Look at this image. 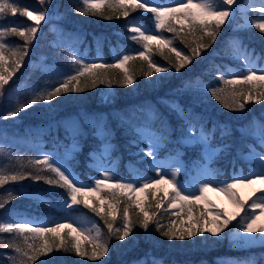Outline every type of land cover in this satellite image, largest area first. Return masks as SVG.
<instances>
[{
  "label": "trees",
  "instance_id": "obj_1",
  "mask_svg": "<svg viewBox=\"0 0 264 264\" xmlns=\"http://www.w3.org/2000/svg\"><path fill=\"white\" fill-rule=\"evenodd\" d=\"M31 1L38 2V0H21V4ZM48 3L50 10H54L59 16L58 24L64 37L81 40V45L88 43L91 47L89 52L93 56L96 52L94 46L96 39L101 43L103 56L101 60L96 61L97 63H115L122 53L134 55L133 50L141 47L136 41L130 39L133 33L129 31V26H131L134 19L140 21L146 28H151L154 24L153 14L142 9L131 12L126 19L123 17L117 18L119 11L113 12L106 5L100 6L99 11L102 15H92L91 11L88 15H84L76 11V9L84 7L80 0H48ZM108 16H112V19H107ZM10 22H18L22 26H27L26 17L20 15L13 17L8 14L5 18L0 19V23L9 24ZM240 22L241 20H239ZM175 27L179 29L181 25L175 23ZM212 30L216 31L214 27ZM159 31L169 39L175 36V33L166 30ZM233 34L239 36L254 52H258L262 57L264 56V33H260L256 28L251 31L241 30L240 28L231 30L230 23L226 22L217 31L216 39L213 42L210 37L200 31H197L195 35H190L188 26L185 24L184 32L174 39L173 45L170 47H176L185 54H190V49L196 47L199 43L208 44L209 47L202 50L199 57L194 58L191 64L186 65L179 72L175 70L177 61L175 53L165 47L163 55H161L160 50L153 47L151 59L157 65L168 66L170 71L159 74L154 72L153 76L145 77L143 72L149 70L148 62L137 58L126 65L127 69L135 76V83L124 86L123 69H99L98 72L101 75L108 77V81L112 84L111 87L108 86V83L99 82L95 87H91L90 79L87 76L81 77L82 85H88L85 91L61 95L55 98L51 104L38 103L26 111H22L19 117L23 119V125L18 127L19 133L15 132L17 128L8 131L12 132L13 135L27 136V130L39 128L43 121L50 123L51 120L47 117L53 116L54 118L51 117V119H55L58 124L57 133L66 145L70 141L71 134L65 129L64 120L73 117L75 114L83 113L86 116H92L89 119L97 120L98 124L104 114L108 113L105 125L111 139L114 141L112 152L117 158L116 176L132 179L136 175L156 177V174L148 169V159L138 160L140 155L135 154L140 146L144 147V143L134 133L132 128L134 123L146 122L166 137L167 143L162 153L168 151V153L176 154L190 164L194 163L196 159L203 160L201 147H187L177 143L178 139L185 137L188 127L187 117L195 126L200 123H204L207 129H211L213 125L216 126L210 142L213 146H219V151L210 160L209 165L211 168H219L224 171V173H217L219 178H228L227 171L231 166V158L236 150L240 149L238 146L242 143V140L240 142L236 141L231 131L221 135L220 128L217 125L224 124L228 129H231V126L234 125H248L254 117H261V114L264 113V100L259 103L255 101L245 102L243 110L237 108L226 109L211 95H204L189 87V84L195 83L199 79L219 83L220 73L218 67L224 69V61L234 63L229 43V37ZM199 37H202V39H198ZM51 39L52 35L49 31L41 26L36 39L29 45V54L25 57L23 66L14 73L12 82L24 81L30 86L42 84L45 72L28 65L29 61L39 54L45 55L49 60L56 59L60 66L63 65L62 58L64 54L52 46ZM6 40L14 42V45L23 43L20 38L15 36L6 37ZM157 43L158 41L152 42L153 45ZM5 55L8 59L9 68H11L14 58L11 56L10 51L6 52ZM56 56L58 57L56 58ZM261 83L260 81H253L252 85H237V89L243 87L247 91L248 88H252L253 94L256 95L258 92L264 91V88L260 87ZM228 87L231 88V86ZM103 93L107 95L108 104H105L102 100ZM240 99L243 101V97H240ZM174 100H177L181 109L186 112V117L180 115L179 110L173 105ZM112 112L115 114L112 115ZM151 113H156L159 118H149ZM82 128H84V132L78 134L81 149L77 154L76 169L85 178V170L90 173L95 172L86 165V160L89 159L88 153L91 150L99 149L101 142L99 136L94 134L96 126H93L91 121L83 122ZM24 130L25 132H23ZM133 140H136V142L133 143ZM29 160L30 154H27L19 161L15 172L23 171L35 174V168L29 164ZM189 166L191 167V165ZM39 167L42 166H36V168ZM43 175L52 176L53 174L44 172ZM182 176L185 175L182 174ZM6 189L13 190V195L18 198L10 200L4 208H0V218H13L16 215L28 214L35 218L42 217L48 224H53L51 222L62 216V213L56 207L40 200L37 195L50 200L56 205L66 199L67 191L64 188L48 185L43 181H33L30 177L21 181H9L8 184L0 186V202H3L7 195ZM104 194L105 198H110L106 191H104ZM145 195L144 206L150 213L156 212V219L165 226L161 231L167 230L173 224V231L178 230L177 226L182 220H188L192 225V221L189 219L190 215L192 220H195L201 214L208 215L207 208L203 205L205 197L191 207V213H189V207L187 206L182 211L179 209L177 213H173L168 209L166 200L163 202L162 207L157 209L155 207L157 200L153 199L152 194L146 191ZM117 197L122 212L125 197L119 192ZM129 203L132 204L129 208L130 215L133 221H136L138 219V209L135 203L131 201ZM213 209L222 212L221 209ZM102 217L103 213L101 216H97L90 209L84 207L83 204H80L74 205L68 210V216L64 223L67 224L74 218L92 219L103 232L104 238L107 239L108 230L104 222L107 217ZM121 223V215L118 214L114 227L119 226ZM231 228L232 225H229L228 229ZM60 234L66 240H70L72 236L68 228H64ZM26 235L30 234L26 233ZM46 235L50 236L51 234ZM0 241L4 244L10 242L22 243V240L16 237L15 234L9 233H0ZM29 242L32 243L33 241L29 240ZM35 243L39 245L41 241ZM81 244L85 251L91 253L92 245L89 241H84ZM12 254H16L13 248L0 246V264H7ZM222 257L254 261L253 264H264V247L240 251L233 249L225 237H213L208 233H205L203 237L196 235L191 239L169 240L156 230L154 223L149 225L147 232L140 228L138 223H134L132 233L122 242L112 237L109 251L97 260H92L88 256H78L74 250L65 252L63 249L57 250L54 248L52 253L40 257L34 264H40L41 260H47L48 264H133L144 258L158 260L162 264H218L216 259Z\"/></svg>",
  "mask_w": 264,
  "mask_h": 264
},
{
  "label": "snow or ice",
  "instance_id": "obj_2",
  "mask_svg": "<svg viewBox=\"0 0 264 264\" xmlns=\"http://www.w3.org/2000/svg\"><path fill=\"white\" fill-rule=\"evenodd\" d=\"M47 2L48 0H38V4L41 7L30 8L27 4H21V0H0V19L11 14L13 17L17 15L26 17L27 20L33 22L26 27L18 22H10L9 24L0 23V98L4 97L5 93L3 89L12 80L14 73L23 66L25 57L29 54V45L36 39L41 22L47 19V12L42 9V6ZM80 2L84 7L76 9L77 13L88 15L89 11H91L92 15H102L99 11L100 6L106 5L113 12L119 11L117 18L123 17L127 19L131 12L142 9L153 14L154 24L151 28H143V26L137 25L133 21L131 26H129V31L133 33L130 39L136 41L141 47L133 50L134 55L124 54L119 56L115 63L86 62L82 57L72 56L71 59L75 65H79L78 68H73L71 71L62 74V78L58 79L55 83L46 84V87L35 92L29 101L22 104L18 103L14 108L9 107L0 111V120L15 118L20 112L26 111L38 103L51 104L55 98L61 95L85 91L88 85H82L81 77L87 76L91 81V87H95L97 82L108 83V86L111 87L112 84L108 81V77L101 75L98 72L99 69H123V85H132L135 83V76L127 69L126 65L137 58L148 62L149 70L143 72L145 77L153 76L154 72L159 74L170 71L168 66L157 65L151 59L153 47L159 49L161 55H163L165 47L175 53L177 58L175 70L179 72L186 65L191 64L194 58L199 57L202 50H206L209 47L208 44L199 43L196 47L190 49V54H185L176 47H170L173 45L174 39L184 32L185 24L188 26L190 35H195L197 31H200L214 42L217 31L233 14V6L236 0H174L175 6L158 4L156 0H80ZM259 3L260 7H253L251 10L264 13V0H259ZM106 18L112 19V16ZM175 23L180 24L181 27L177 29ZM246 23L248 27H255L260 33H264V15L257 18H249ZM213 27L216 31L212 30ZM159 30L175 33V36L172 39L166 38ZM153 32L156 34H150ZM10 36L20 38L23 43L14 45V42L6 40V37ZM198 39H202V37ZM153 41H158V43L153 45ZM241 49L242 46L238 44L234 50L238 56L243 55L244 59L248 61L246 64L247 70L243 73H221L218 78L225 87L206 88L211 97L219 101L226 109L237 108L243 110L245 102L255 101L259 103L261 100H264V91H260L254 95L252 88H248L247 91L243 87L239 88V90L237 89V85H252L253 81L262 82L260 87L264 88V69H261L258 74V71L251 66L250 57L245 55ZM8 51H10L11 56L14 58L11 68H9L8 59L5 55ZM228 86H231V88ZM240 97H243V101ZM150 118L158 119L159 117L156 113H151ZM96 131L101 138V147L97 149L98 153L101 155L110 153L111 142L108 140L106 127L101 125ZM135 131L139 139L146 142L148 150L144 152L145 157L149 159L150 163L156 164L159 142H163V138L158 142L153 140L151 136L145 137L139 129H135ZM211 136V130L205 129L203 126H201L197 134L195 126L191 123H189L185 132V139H195L205 144L208 143ZM260 140L261 146L264 148V126H262ZM135 142L136 140H133V143ZM247 159H254L260 171L251 173L248 177H233L231 182H224L215 188L212 187L211 181H201L196 191L186 193L180 182L175 179L179 171L178 168L171 173V178H169L168 173L163 171L161 166L157 165L155 170L156 177L151 180H144L139 184L135 181L121 180L119 177L114 176L110 169H105L101 177L95 179L91 184L78 185L70 167L67 166V160L55 156L53 153H44L42 157L29 160V164L35 168V174L23 171L9 174L0 169V186L8 184L9 181H21L30 177L33 181H43L48 185L64 188L67 191L65 204L69 209L74 205L83 204L84 207L90 209L97 216H101L103 213V217H107L104 222L108 230V238H104L103 232L95 224L91 227L81 224L79 228H75L71 223L65 224L54 221L51 223H54L55 226L48 227L46 225L33 226V222L27 220L18 221L0 218V233L15 234L16 237L22 240L21 244L11 242L4 244L0 241V246L13 248L15 253H17V256L13 258V264H34L40 257L48 256L52 253L54 248L57 250L63 249L65 252L74 250L78 256H88L92 260H97L109 251L111 238L115 237L121 242L124 241L132 233L134 223H138L139 227L145 232L148 231L149 225L154 223L156 230L167 239L184 240L186 238L191 239L196 235L203 237L205 233L213 237H219L225 232V229L229 228V225L233 224V221L237 217H240L236 224L237 230L234 236V242L237 245L252 243L257 238L264 242V225L255 227L260 215H264V188L253 190L252 196L248 198L252 202L247 209L245 208L247 201L241 199L236 191H234L240 186H251L256 183L264 184V151L256 152L252 148L248 153ZM37 165H41L42 167L36 168ZM44 172H50L53 175H43ZM160 184L171 185V194L165 192L163 199L157 200L155 205L157 209H160L166 200L168 209H180L182 211L187 206L189 207V213H191V207L197 201L204 198V192L212 188V190L220 191L228 196L236 206L237 211L231 216L217 211L212 220H207L203 214L192 220L190 215L189 219L192 221L190 227L173 231V224L167 230L161 231L165 226L156 219L157 213H150L144 206L143 201H133L132 195L154 189L152 197L156 199L155 193L163 191L156 187ZM103 191L109 194V199H105L99 195ZM118 192L125 197L122 212L118 203ZM257 192L261 193V195L256 196ZM6 193L5 199L3 202H0V208H4L10 200L18 198L13 195V190L11 189H6ZM89 193L96 194L99 205L95 201L89 203L88 199L82 198ZM253 196H256V199H252ZM130 201L135 203L138 209V219L136 221H133L129 212V208L132 206L129 203ZM104 205H107V211L104 210ZM242 212L244 213L243 216H241ZM118 214L121 215L122 223L114 227ZM201 221L214 227L199 226ZM62 228H68L76 235L71 236L70 240H66L60 234L59 230ZM26 233L30 235H26ZM257 233H259V237H257ZM79 236H83L92 245L91 253L84 250L83 245L78 240ZM29 240L33 242L30 243ZM36 241H41V243L37 245ZM40 264H48V261L41 260ZM242 264H252V262L244 261Z\"/></svg>",
  "mask_w": 264,
  "mask_h": 264
},
{
  "label": "rangeland",
  "instance_id": "obj_3",
  "mask_svg": "<svg viewBox=\"0 0 264 264\" xmlns=\"http://www.w3.org/2000/svg\"><path fill=\"white\" fill-rule=\"evenodd\" d=\"M156 3L158 4H164L169 6H175L174 0H156ZM49 3L47 2L45 5L42 6V9L47 12V19L43 22H41L40 27L46 28L49 33L52 35V41L51 43L56 48L57 46L62 50L64 57L62 58L63 65L59 66L54 60H52L55 63H50L49 59L46 56L39 55L35 59L31 60L28 64L32 65L35 68H40L43 71L46 72V77L44 82L39 86H30L24 81H18V82H12L10 81L8 85L5 86L3 89V92L5 93L3 98H0V111H3L4 109H7L9 107H16V105L25 103L29 101L33 96L35 92H38L40 89L46 87V84H53L58 79L62 78V74H65L69 71H71L73 68H78L79 65H75L72 61V56L82 57L86 62H96L98 60L102 59V49H101V43L99 41H96L95 46V55L90 54V45L87 43L85 45H81L82 41L74 39L72 40L71 37H64L61 34V28L58 24L59 17L56 15L54 10H50ZM28 6L30 8L32 7H41L38 2H32L29 3ZM259 0H236V3L233 6V14L230 16V19L226 22L230 23L231 30H253L255 27H248L247 20L249 18H257L261 15H264V13H260L259 11H252L251 9L253 7L258 8L260 7ZM254 12L257 13L254 14ZM27 19V18H26ZM239 20H241V23H239ZM137 25L143 26V28H146L140 21L133 20ZM132 21V22H133ZM33 22L27 20V26L31 25ZM150 34H156V33H150ZM232 36L229 37V43L231 46V50H233V59L238 63L237 66L234 64H230L228 62H223L225 67L224 69H220L218 67L219 73H243L246 69V64L248 61L244 59V56H238L235 52V46L241 45L242 46V52H244L245 55H248L251 60V66L254 67L259 74V71L261 69H264V62L261 63L259 59L258 54H254L252 49L246 48V45L242 42V39L239 36ZM83 39V37H82ZM57 48V50H60ZM123 55L126 53H122ZM121 54V55H122ZM119 55V56H121ZM57 58V57H56ZM243 69V70H242ZM227 78V77H226ZM196 86L202 90L203 93L206 95H210L208 91H206V88L208 87H221L223 86L222 81L220 80L219 83H212L207 80L199 79ZM102 100L105 104H108V98L105 93L102 94ZM173 105L178 109L182 110L178 101L174 100ZM115 113L112 112V115ZM182 116H185V112L182 110L180 113ZM20 115V113H19ZM19 115L15 118H9L8 120H0V169L5 171L6 173H14L15 170L18 167V163L21 160L19 157L27 154L28 152H32L33 159L37 157H42L44 153H53L55 156H58L62 159L67 160V166L70 167L73 177L76 180L77 184H83V185H89L91 184L95 179L100 178L102 175V172L105 169H110L111 173L116 176L115 173V166H116V157L112 154V150L114 147V143L111 140L109 136L108 129L105 125V122L108 118V113L104 114V116L101 118L100 123L97 125L96 121H93L92 123L96 125V129L100 127L101 125L105 126L108 133V140L111 142V151L110 153H105L101 155L98 153L97 150H92L90 152V159L86 162L87 166H90L94 170H96L97 174H91L88 173V176L85 178L82 177L81 174H79L76 169V153L80 149V142L79 139L75 136L77 133V130L80 126H82L83 121L89 120L92 116H86V114H77V116H73L68 120H65L63 124H65V127L68 129V131L71 133L72 140L70 141L69 145L63 148L61 151L58 148V145L60 143L57 139V131L56 126L57 122H52L51 125H45L39 130L35 131L33 134L30 133L28 138L20 139L17 137H12L7 135V130L11 127L20 126L21 119L19 118ZM262 118L264 119V114L262 115ZM92 120V119H91ZM94 120V119H93ZM129 122L128 120H126ZM263 121L260 119H254L249 123L248 126H236L234 129V133L238 136V138H242L243 140H251L244 142L243 145L246 146L245 149H239L234 153V157L231 159L230 163L231 166L229 167V170L227 173L229 174L228 178H219L217 173L221 172L224 173V171L220 170L219 168H211L209 165V159H211L212 156L215 155L216 150L218 148H213L210 144V140L207 144L198 142L197 140H188L185 138L180 139V144L183 146H202L204 160H195L193 165L191 167L184 161L174 157L173 155H169L167 152L161 156L162 147L166 144L165 139L163 138L162 134L157 131L154 127L150 126L147 123H135L132 125L134 133L136 134L135 129H139L140 132L145 136L149 137L151 136L153 140L160 141L161 138H163V142H159V147L157 150V160L156 164L150 163L149 159L144 156V152L148 150L145 140H142L145 142V147L140 146L139 151H135V154L140 155L138 157V160H143L144 158L148 159V169L156 173L157 165L161 166L163 171L168 173V177L171 178V173L175 171L177 168L179 169L175 179L180 182L181 186L185 189L187 192L196 191L199 187V184L201 181H211L212 187L215 188L218 185H222L224 182H231L233 177L243 176L248 177L251 173L259 172L260 169L258 167L257 162L252 159H247L248 153L250 149L254 148L256 152L264 151V148L261 146V130L262 126H264ZM188 125L191 123L190 121H187ZM193 125V123H191ZM203 126V124L196 126V133H199V130ZM205 129H207L205 126H203ZM7 128V129H6ZM52 128H54V131H52ZM214 128L211 129V133L213 134ZM97 135V131L95 132ZM99 136V135H98ZM100 137V136H99ZM212 137V136H211ZM139 138V137H138ZM101 139V138H100ZM211 139V138H210ZM56 143V144H53ZM51 144L52 146H50ZM30 150V151H27ZM143 150V151H142ZM207 160V161H206ZM182 174L186 175L185 177L182 176ZM121 180L125 181H135L137 184L141 183L144 180H151L153 177H149L148 175L144 176H135L133 179H125L123 177H119ZM155 178V177H154ZM254 178V177H253ZM158 189H162L163 191H158L155 193L156 200H162L164 197V193L168 192L171 194V185L168 184H160L156 186ZM264 188V184L256 183L251 186H240L234 191H236L237 195L243 199L246 200L247 203L245 204V208L247 209L249 205L251 204V200L248 199L250 196H252L254 189H261ZM151 194L154 189L148 190ZM144 193H136L133 195V201L140 200L143 201L146 197ZM197 194H199L197 192ZM100 196L103 195L104 197V191L99 194ZM261 195V193L257 192L256 196ZM203 196L205 197V201L203 202V205L205 208H207V214L206 218L207 220H212L214 218L215 212H217L215 209H221L222 212L228 216H231L233 213L237 211L236 206L234 203L229 199L228 196H226L224 193L220 191H215L210 188L208 191L204 192ZM256 196H253L252 199H256ZM39 199L43 200V198L40 195H37ZM105 198V197H104ZM83 199H88L89 203H93L94 201L97 202L99 205V201L96 199V194L89 193L83 197ZM107 199V198H105ZM51 202V201H50ZM58 208L61 212L67 213L68 207L65 204V200L58 205ZM104 210L107 211V205H104ZM171 212L175 213L179 209H169ZM244 213H241V216H243ZM240 217H237L236 220L233 221L232 228L231 229H225V232L222 233L219 237H225V239L230 243L231 247L236 250H246L249 251L250 249L254 248H260L264 247V242H262L259 238L255 239L252 243L248 244H241L237 245L234 242V236L236 233V224L237 221H239ZM13 220L18 221H31L33 222V226H45L46 221L43 219H35L32 216L29 215H21L16 216L13 218ZM58 222H62L60 218L57 220ZM71 224L75 228H79L81 224H84L86 227H91L93 224H95L91 219H74L71 221ZM96 225V224H95ZM191 225L188 220H182L178 224V229L180 228H188ZM261 225H264V215H260V218L257 220L255 227H260ZM48 226V227H54ZM199 226H207V227H214L210 224H205L203 221H201ZM176 227V228H177ZM60 229L59 231H61ZM72 235H76L75 233H72ZM257 237H259V233H257ZM78 240L82 243L84 240L83 236H79ZM16 256L11 257L9 264H13V258ZM148 258V257H147ZM141 259L139 261L134 262L133 264H162L158 260H152V259ZM151 258V257H149ZM254 259V257H253ZM244 261L249 260H237L234 258H228V257H222L217 258L216 262L218 264H242ZM253 262L254 261H250Z\"/></svg>",
  "mask_w": 264,
  "mask_h": 264
}]
</instances>
